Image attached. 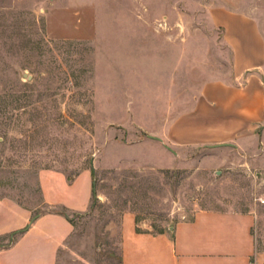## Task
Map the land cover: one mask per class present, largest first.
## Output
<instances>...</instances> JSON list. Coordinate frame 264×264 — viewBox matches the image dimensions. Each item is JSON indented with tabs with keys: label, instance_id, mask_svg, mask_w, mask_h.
Returning a JSON list of instances; mask_svg holds the SVG:
<instances>
[{
	"label": "rangeland",
	"instance_id": "374dc122",
	"mask_svg": "<svg viewBox=\"0 0 264 264\" xmlns=\"http://www.w3.org/2000/svg\"><path fill=\"white\" fill-rule=\"evenodd\" d=\"M233 16L253 21L264 46V0H0V201L30 214L25 228L0 236V252L14 243L1 264L51 263L58 226L22 234L45 213L72 225L55 264H120L127 212L152 233L198 210L251 212L264 251V119L245 150L178 157L148 138L161 139L205 85L229 79L222 24ZM262 72L264 86V60ZM43 171L65 178L60 190L46 177L53 197L90 199L89 208L44 203ZM6 219L1 212V226Z\"/></svg>",
	"mask_w": 264,
	"mask_h": 264
},
{
	"label": "crops",
	"instance_id": "0c3cea01",
	"mask_svg": "<svg viewBox=\"0 0 264 264\" xmlns=\"http://www.w3.org/2000/svg\"><path fill=\"white\" fill-rule=\"evenodd\" d=\"M222 25L223 42L230 50L231 74L229 79L205 85L193 107L166 124L161 140L174 149L178 157L193 148H230L215 147L220 144H235L238 150H245L254 142L255 129L263 122L261 34L255 23L244 16L227 18ZM206 99L213 107L202 108ZM200 106L201 112L198 111ZM46 177L59 182L60 190H67L62 184V174L41 172L39 185L44 203L66 205L72 213H82L89 208L90 199L83 204H65L53 197L57 189ZM1 212L6 213L8 219L0 225V236L20 231L29 224V212L10 200L0 201ZM46 222L58 226L52 234L53 260L49 262L55 264L57 251L72 232V225L64 215L42 214L22 234ZM254 224L255 216L251 212L198 210L190 219L152 233L138 231L135 215L127 212L121 218L120 264H264V251L257 249L253 237ZM13 244L0 254L11 250Z\"/></svg>",
	"mask_w": 264,
	"mask_h": 264
},
{
	"label": "water",
	"instance_id": "95a60500",
	"mask_svg": "<svg viewBox=\"0 0 264 264\" xmlns=\"http://www.w3.org/2000/svg\"><path fill=\"white\" fill-rule=\"evenodd\" d=\"M148 138H150V139H153V140H156V141H158V142H160V143H163L162 142V140L160 139V138H158V137H155V136H148ZM168 150H170L171 151V149L170 148H168L167 146H165ZM215 147H234V145H232V144H220V145H217V146H215ZM91 169H92V171H93V160H91Z\"/></svg>",
	"mask_w": 264,
	"mask_h": 264
}]
</instances>
